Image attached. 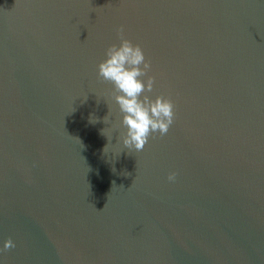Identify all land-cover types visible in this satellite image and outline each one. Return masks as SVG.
Returning <instances> with one entry per match:
<instances>
[{
	"label": "water",
	"instance_id": "obj_1",
	"mask_svg": "<svg viewBox=\"0 0 264 264\" xmlns=\"http://www.w3.org/2000/svg\"><path fill=\"white\" fill-rule=\"evenodd\" d=\"M121 27L175 104L138 152L98 76ZM9 238L0 264H264V0H0Z\"/></svg>",
	"mask_w": 264,
	"mask_h": 264
},
{
	"label": "clouds",
	"instance_id": "obj_2",
	"mask_svg": "<svg viewBox=\"0 0 264 264\" xmlns=\"http://www.w3.org/2000/svg\"><path fill=\"white\" fill-rule=\"evenodd\" d=\"M118 36L120 44H112L107 48L106 59L98 65V76L113 85L112 99L123 117L122 122L114 127L126 129L122 133L124 147L138 152L145 148L154 133H159L161 137L168 134L175 123V104L170 97L158 96L153 100L146 94L153 92L156 83V77L149 75L152 64L139 44H133L125 38L123 27L118 29ZM91 122L96 123L97 120L92 119ZM176 176V173H171L169 182H175ZM15 247L16 244L9 238L0 252Z\"/></svg>",
	"mask_w": 264,
	"mask_h": 264
}]
</instances>
